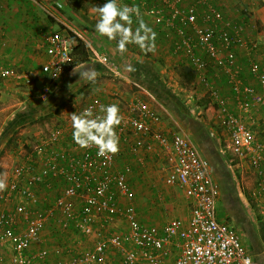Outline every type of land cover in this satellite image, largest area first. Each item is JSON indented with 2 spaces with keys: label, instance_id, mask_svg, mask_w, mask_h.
I'll use <instances>...</instances> for the list:
<instances>
[{
  "label": "built area",
  "instance_id": "obj_1",
  "mask_svg": "<svg viewBox=\"0 0 264 264\" xmlns=\"http://www.w3.org/2000/svg\"><path fill=\"white\" fill-rule=\"evenodd\" d=\"M104 4L106 0H98ZM121 5H138L152 21L172 33L175 53L181 55L194 73L197 91L207 95L216 107L217 123L227 132L229 149L238 159L245 160L259 178L264 177V142L255 138L254 106L264 104V71L253 55L257 44L241 38L242 24L224 16L206 0H118ZM59 7L60 4L57 3ZM200 8V9H199ZM74 34L76 30L68 27ZM47 60L40 71L48 82L57 81L69 69L72 42L63 31L46 37ZM246 44V45H245ZM246 49L245 67L256 85L241 80L242 67L236 58V48ZM91 60L117 73V64L105 54L94 53ZM211 74H225L226 94L213 83ZM36 73L33 69L16 70L0 64V79L18 86H31ZM49 84L41 87L40 98L47 97ZM237 110L233 109L229 98ZM105 105L99 100L88 101L82 108L91 107L94 114ZM81 111V112H82ZM116 127L119 138L132 135V151L150 150L156 142L164 152L169 169L163 178L167 185H177L191 200L187 221L174 218L157 225L142 224L133 204L127 173L128 165L116 167L117 155L97 156L95 147L80 149L76 144L69 149L56 146L66 135L63 129H52L42 141L22 150V158L8 174L7 188L0 197L11 206L0 213V264H31L35 258L46 257L45 249L25 255L29 246L40 239L47 220L55 216L57 224L81 234H95L93 247L68 260L48 264H98L108 248L120 255L121 264H165L172 246L178 253L167 264H253L235 229L216 217L218 183L214 180L208 160L197 150L191 138L181 132L154 130L151 124L159 121L158 114L144 101L128 104L127 113ZM56 188H55V187ZM55 189L50 207H40L35 189ZM71 198L80 201L74 207ZM121 200V201H120ZM96 215L107 221L122 219L126 232L103 234L93 230ZM22 217V222H18ZM7 243V256L1 245ZM140 249V256L127 246Z\"/></svg>",
  "mask_w": 264,
  "mask_h": 264
},
{
  "label": "crops",
  "instance_id": "obj_2",
  "mask_svg": "<svg viewBox=\"0 0 264 264\" xmlns=\"http://www.w3.org/2000/svg\"><path fill=\"white\" fill-rule=\"evenodd\" d=\"M153 1L156 0H146V4ZM192 1L183 0V3ZM206 1L221 10L233 24L243 25L241 38L244 43L256 42L257 47L253 55L264 71V0ZM57 3L60 4L59 7ZM90 3L102 5L98 0H83L79 1L78 5L74 0H0V64L16 70L33 69L36 73L35 86L46 78L40 71L41 65L47 60L45 39L49 34L60 31V26L76 30L79 34L77 36L88 45L91 55L97 53L109 56L117 64L118 69L117 73H113L101 62L91 59L87 63L76 65L95 69L98 76L93 84L79 81V73L71 74L75 67L72 66L54 82L37 110L34 107L36 104L27 103L31 92L25 89L26 86H18L8 80L2 81L0 134L6 123L18 111L31 112L30 116L24 119V123L15 129L13 135L15 145L9 146L5 139L0 140L2 176L4 177L8 170L10 172L12 166L21 160L23 149L31 150L28 138H32V143L35 144L42 141L50 130L63 129L66 135L56 142V146L69 149L74 145L71 114L80 113L88 101L99 100L105 105L115 103L119 106L120 115H123L127 113L130 102L142 100L159 116V121L151 124L154 130L187 134L199 153L208 160L210 172L219 186L216 201L217 219L235 229L253 264H264V177L259 178L245 160L238 159L232 154L228 147V134L217 123L215 115L211 120L205 121L201 118L196 129L190 127L193 124L188 116L185 118L184 111L187 110L190 119L199 117L200 109L193 105L191 97V93L199 92L194 80L188 90L179 84L180 67L188 64L181 55L175 53L172 33L167 28L155 24L143 11L141 14L144 20L157 34L155 51L144 54L136 45L129 44L128 51L120 55L116 51V42L99 37L94 31L97 17L93 11L95 7ZM64 8L69 10V16L61 11ZM136 26L134 18L133 30ZM236 58L242 67L241 80L256 85L244 64L246 58L244 45L236 48ZM126 64L132 65L136 71L126 72L124 70ZM209 76L222 92L230 93L225 84V74L209 72ZM164 89H169L175 95L174 98H181L178 102L174 99L177 103L176 107L172 105L174 114L163 104L165 97L161 91ZM229 100L232 108L237 110L233 99L230 97ZM55 106H59L58 111L55 110ZM179 110L181 113L176 112ZM253 110L256 119L253 125L254 135L256 137V133H260V139L256 138L264 142V104L254 106ZM132 140V135L119 138L116 167L124 165L130 167L127 180L140 223L161 226L174 218L187 221L191 200L184 196L177 185H167L163 182L169 164L161 147L149 140L152 144L150 150L132 151ZM164 189L168 192L166 195ZM35 190L40 198L38 205L50 207L52 200L48 202L45 193H52L55 189ZM71 200L75 208L80 206V201L74 198ZM10 206V201L0 199V213ZM18 222H22V217ZM92 225L93 230L103 234L127 231V225L122 219L107 221L102 215H96ZM95 239L96 235L93 233L84 235L60 227L55 216H51L40 239L33 242L24 254H36L41 249L47 251L46 257L35 258L31 264L68 260L91 249ZM127 246L140 256L141 251L138 247L131 243ZM1 249L9 256L7 243L2 244ZM177 253L178 249L173 245L164 263H169ZM98 264H121L118 251L108 248Z\"/></svg>",
  "mask_w": 264,
  "mask_h": 264
},
{
  "label": "clouds",
  "instance_id": "obj_3",
  "mask_svg": "<svg viewBox=\"0 0 264 264\" xmlns=\"http://www.w3.org/2000/svg\"><path fill=\"white\" fill-rule=\"evenodd\" d=\"M96 14L94 31L99 37H106L109 41L116 42V51L124 55L128 45H136L141 52L147 54L155 51L157 34L146 23L138 5H121L118 0H106L103 5L93 9ZM136 27L133 30V23ZM126 72H135L136 69L126 64ZM79 73L84 83H95L98 73L92 67H78L72 69V75ZM123 117L120 115L119 106L115 103L101 105L98 113L91 107L82 112L71 114V128L73 142L80 149L95 147L98 157H109L119 153V136L116 127L120 125ZM7 188L6 180L0 179V192ZM250 264V262H246Z\"/></svg>",
  "mask_w": 264,
  "mask_h": 264
},
{
  "label": "trees",
  "instance_id": "obj_4",
  "mask_svg": "<svg viewBox=\"0 0 264 264\" xmlns=\"http://www.w3.org/2000/svg\"><path fill=\"white\" fill-rule=\"evenodd\" d=\"M79 1H83V0H74L75 4L78 5ZM87 1V0H85ZM91 5H93L94 7H96L97 5L94 3H90ZM50 20L52 22H54V20L50 17ZM60 31H63L64 33H66L69 38L71 39L72 42V50H71V61L69 63V68H71L72 66H76L79 64H83V63H87L90 60V56H91V50L89 49L88 45L81 39L79 38L76 34H74L71 30H69L68 28L64 27V26H60ZM46 76V75H45ZM179 84H181V86L184 89H187L191 86V83L194 80V73L191 70V68L187 65L185 66H181L180 67V71H179ZM2 82V80L0 79V83ZM45 84H49L48 82V78L46 76L45 80L42 81L41 84H37V86H35V82L33 83V85L31 86H24L26 90H29V92H31V97H29L27 103L31 104L34 103L36 104L35 110H37L38 106H41V104L43 103L42 101L44 99H41L39 94L41 91V87L42 85ZM53 83L49 84V91L51 86H53ZM30 88V89H29ZM163 93V96L165 97V101L163 102V104L168 108L169 112H171L172 114H174V110L172 109L173 106L176 107V104L174 102V99L180 100L181 98H174L175 95L173 93H171V91L169 89H164L161 91ZM191 97H192V103L194 106L199 107L200 109V113H199V117H196L194 119H190V115L187 114V110L184 111V116L186 118V116H188V119L192 122V126L193 128H197L198 125V121H200L201 118L205 119H209L211 120L215 113H216V107L212 104L211 100L207 97V95L204 94H200V93H191ZM173 105V106H172ZM55 110L58 111L59 110V106H55ZM177 113H181V111H176ZM29 113V114H28ZM26 114V116L24 115ZM31 112L27 111L25 112V110H20L18 111L13 118H11L5 125V127L3 128L2 133L0 134V140L5 139L6 143L9 146H12L13 144L15 145V138H14V132L15 129L17 127H19L20 125H22L24 123V119L28 118L30 116ZM206 121V120H205ZM252 129H255V126L251 127Z\"/></svg>",
  "mask_w": 264,
  "mask_h": 264
},
{
  "label": "rangeland",
  "instance_id": "obj_5",
  "mask_svg": "<svg viewBox=\"0 0 264 264\" xmlns=\"http://www.w3.org/2000/svg\"><path fill=\"white\" fill-rule=\"evenodd\" d=\"M66 16H69V10L67 9V8H64V9H62L61 10ZM256 137L257 138H259L260 139V137H261V134L260 133H256ZM255 137V138H256ZM256 138V139H257ZM258 139V140H259ZM28 141L30 142V143H28V145H30V147L33 145V143H32V141H33V139L32 138H28ZM32 144V145H31ZM10 152H12V150L10 151ZM10 164V163H9ZM8 164V165H9ZM6 171H7V169H6ZM8 173H9V170H8V172L4 175V177L2 176V174H1V172H0V179H4V180H6L7 179V177H8ZM3 177V178H2ZM160 190V189H159ZM43 193H45L44 191H42ZM164 194L166 195V193H168L167 191H165V189H164ZM56 194V190H53V192L51 193V192H46L45 193V195H46V197H47V199H48V202H50L52 199L51 198H53L54 197V195ZM1 199V198H0ZM54 227H56L55 225H53ZM51 228H52V226H51ZM56 229V228H55ZM60 243V242H59ZM47 255H48V253H47Z\"/></svg>",
  "mask_w": 264,
  "mask_h": 264
}]
</instances>
